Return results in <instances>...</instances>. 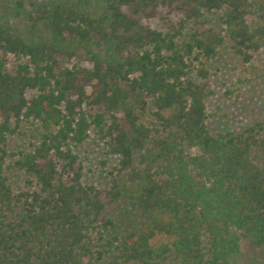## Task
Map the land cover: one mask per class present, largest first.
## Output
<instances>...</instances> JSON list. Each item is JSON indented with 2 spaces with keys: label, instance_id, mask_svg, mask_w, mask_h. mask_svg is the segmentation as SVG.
Returning <instances> with one entry per match:
<instances>
[{
  "label": "trees",
  "instance_id": "trees-1",
  "mask_svg": "<svg viewBox=\"0 0 264 264\" xmlns=\"http://www.w3.org/2000/svg\"><path fill=\"white\" fill-rule=\"evenodd\" d=\"M162 9L182 16L147 25ZM263 44L264 0H0V264L264 249V121L211 133L205 64L223 48L250 63ZM22 124L34 136L9 152ZM91 132L117 158L101 188L73 152Z\"/></svg>",
  "mask_w": 264,
  "mask_h": 264
},
{
  "label": "rangeland",
  "instance_id": "rangeland-1",
  "mask_svg": "<svg viewBox=\"0 0 264 264\" xmlns=\"http://www.w3.org/2000/svg\"><path fill=\"white\" fill-rule=\"evenodd\" d=\"M181 16L180 13L162 9L146 24L152 28H163L170 22H177ZM205 64L213 90L206 101V125L211 133L236 129L254 120L264 121V44L250 63L241 64L228 48H223ZM32 93L27 92V97ZM20 131L19 135L9 136V152L21 149L34 136L33 127L28 124H22ZM187 151L194 153L192 149ZM73 152L82 166L84 182L100 188L109 184L117 158L108 154L103 142L93 132L82 144L73 148ZM7 174L16 190L22 188L23 179L18 173ZM159 239L164 240L162 237ZM247 247L242 249L245 259L242 257L235 264H264V249Z\"/></svg>",
  "mask_w": 264,
  "mask_h": 264
}]
</instances>
